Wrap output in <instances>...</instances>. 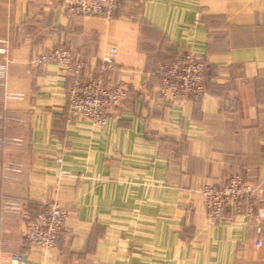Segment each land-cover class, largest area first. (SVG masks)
<instances>
[{"label": "crops", "instance_id": "crops-1", "mask_svg": "<svg viewBox=\"0 0 264 264\" xmlns=\"http://www.w3.org/2000/svg\"><path fill=\"white\" fill-rule=\"evenodd\" d=\"M112 45L118 69L103 73ZM59 46L83 75L130 84L103 128L68 120L70 77L35 62ZM0 48V264H264V221L212 222L200 193L243 173L264 207V0H123L112 19L0 0ZM183 53L206 61L207 92L164 99L156 68ZM53 202L70 214L46 250L24 213Z\"/></svg>", "mask_w": 264, "mask_h": 264}, {"label": "built area", "instance_id": "built-area-1", "mask_svg": "<svg viewBox=\"0 0 264 264\" xmlns=\"http://www.w3.org/2000/svg\"><path fill=\"white\" fill-rule=\"evenodd\" d=\"M63 4L78 15H98L112 19L118 8L123 6V0H62ZM0 51H5L0 48ZM118 48L110 46L108 52L100 59L96 68L103 73L115 72L118 67L116 57ZM40 64L55 63L67 75L74 79L68 91V117L72 120L81 117L90 120L103 128L116 113L130 92V85L123 80L115 86H107L103 81L89 75L85 78L83 70L87 68L84 61L74 60L71 51L64 47H52L37 56ZM3 65H0V75ZM206 61L192 53H183L169 63H160L155 74L160 79L159 93L164 99L179 100L201 98L207 92L205 87ZM61 162L60 158L56 160ZM67 172L61 170L60 174ZM207 216L212 222L223 218L227 211L231 213L244 212L253 216L257 222L264 220V209L256 207V186L243 173L231 174L219 186L206 185L201 188ZM14 210H19L17 203L12 204ZM69 211L57 202L46 204L29 219L27 227L28 240L43 249L60 247L61 233L69 217ZM256 244L261 245L257 240ZM10 264H29L22 253H15L9 258Z\"/></svg>", "mask_w": 264, "mask_h": 264}, {"label": "rangeland", "instance_id": "rangeland-1", "mask_svg": "<svg viewBox=\"0 0 264 264\" xmlns=\"http://www.w3.org/2000/svg\"><path fill=\"white\" fill-rule=\"evenodd\" d=\"M54 48V47H53ZM48 50V49H47ZM46 50V51H47ZM45 52V51H44ZM43 52V53H44ZM42 54V53H41ZM40 54V55H41ZM39 56V55H38ZM37 58V57H36ZM35 62H36V59H35ZM36 63H38V62H36ZM38 64H40V63H38ZM0 65H3L4 66V69H2V74L0 75V83H2L3 81H4V79H5V73H6V64L5 63H0ZM41 65H43V64H41ZM45 65V64H44ZM205 73H206V70H205ZM68 77H70V79H71V81H70V84H69V87H68V89H67V118H68V120H69V117H68V105H69V102H68V91H69V88L71 87V85H72V82H73V79H74V76L73 75H67ZM85 78H87V77H89V76H85V75H83ZM90 76H92V75H90ZM92 77H94V76H92ZM94 78H96L97 80H101V81H103L107 86H110V87H112V86H115L117 83H115V84H113V85H110V84H108V83H106L103 79H101V78H98V77H94ZM120 82V81H119ZM124 82H127V81H124ZM128 83V82H127ZM129 84V83H128ZM130 85V84H129ZM205 87H206V85H205ZM207 90V89H206ZM14 95V94H13ZM15 96H19V95H15ZM171 100V99H170ZM256 194V193H255ZM255 197H256V195H255ZM256 201V200H255ZM256 207H257V205H256ZM255 207V210L257 211V208ZM261 208H263L264 209V207H261ZM254 221H256L255 220V218H254ZM262 221H264V220H262ZM256 223H257V221H256ZM258 223H260V222H258Z\"/></svg>", "mask_w": 264, "mask_h": 264}]
</instances>
